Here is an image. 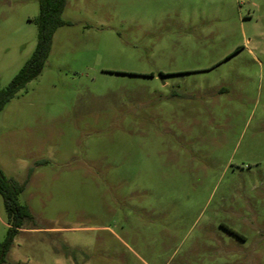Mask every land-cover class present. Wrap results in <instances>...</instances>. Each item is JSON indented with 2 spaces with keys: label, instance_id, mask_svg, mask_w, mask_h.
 <instances>
[{
  "label": "rangeland",
  "instance_id": "rangeland-1",
  "mask_svg": "<svg viewBox=\"0 0 264 264\" xmlns=\"http://www.w3.org/2000/svg\"><path fill=\"white\" fill-rule=\"evenodd\" d=\"M38 14L0 0V89ZM62 19L0 111L32 213L4 264H264V0H67Z\"/></svg>",
  "mask_w": 264,
  "mask_h": 264
},
{
  "label": "trees",
  "instance_id": "trees-1",
  "mask_svg": "<svg viewBox=\"0 0 264 264\" xmlns=\"http://www.w3.org/2000/svg\"><path fill=\"white\" fill-rule=\"evenodd\" d=\"M66 2L67 0H39V14L36 17L38 26L36 48L32 56L15 74L9 84L5 88L0 89V111L10 98L43 69L51 49L54 32L57 27L64 24L62 13ZM24 188L25 182L7 176L0 169V195L3 198L9 219L7 235L0 242V264L7 262L6 256L10 251L15 236L23 227L24 221L32 218L29 206L21 203L18 198Z\"/></svg>",
  "mask_w": 264,
  "mask_h": 264
}]
</instances>
